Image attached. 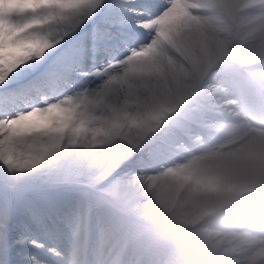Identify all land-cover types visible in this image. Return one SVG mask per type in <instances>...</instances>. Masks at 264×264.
<instances>
[{
    "label": "clouds",
    "instance_id": "1",
    "mask_svg": "<svg viewBox=\"0 0 264 264\" xmlns=\"http://www.w3.org/2000/svg\"><path fill=\"white\" fill-rule=\"evenodd\" d=\"M234 2V11L217 0L211 13L190 12L194 24L179 43L157 33L148 52L133 50L97 70L95 84L53 102L63 115L56 140L41 135L19 158L0 155L11 172L71 161L96 206L132 218L104 227L92 245L75 243L67 264H264V2ZM11 65L0 55V82ZM219 66L232 74L210 75ZM30 114L2 118L0 128ZM174 127L182 135L166 149L119 171Z\"/></svg>",
    "mask_w": 264,
    "mask_h": 264
},
{
    "label": "snow or ice",
    "instance_id": "2",
    "mask_svg": "<svg viewBox=\"0 0 264 264\" xmlns=\"http://www.w3.org/2000/svg\"><path fill=\"white\" fill-rule=\"evenodd\" d=\"M223 2L229 10H235L234 0ZM261 2L264 0H256L257 6ZM216 3L79 0L70 7L66 0H0V55L12 62L10 74L0 82V119L31 113L13 120L10 130L0 128V155L19 158L41 135L56 140L60 132L54 123L58 124L63 115L53 102L95 84L97 70L145 48L157 33L166 42L179 43L180 34L194 24V16L189 13H211ZM190 4L197 7L193 10ZM50 38H56V42L50 45ZM21 53L24 58L18 61ZM219 54L217 48L208 63L212 64ZM225 74H232V69L219 66L210 73L215 78ZM49 104L53 107L48 108ZM112 130L118 131L115 123ZM97 134L107 132L98 128ZM181 135L179 127L160 130L143 143L130 163H142L148 154L166 149ZM32 244L44 246L35 240ZM33 260L41 264L35 257Z\"/></svg>",
    "mask_w": 264,
    "mask_h": 264
},
{
    "label": "rangeland",
    "instance_id": "3",
    "mask_svg": "<svg viewBox=\"0 0 264 264\" xmlns=\"http://www.w3.org/2000/svg\"><path fill=\"white\" fill-rule=\"evenodd\" d=\"M66 165H68L69 169L63 171V167ZM53 168H55L56 170L51 168L42 171V173L39 174V178H46V176L51 175V173L49 172L50 170H54V172H70L68 176L72 178L76 176V169L71 161H67V164L66 161H64ZM29 177L30 176H28V172H11L4 169L3 166H0V180L2 181L0 183L5 186L4 188H2L3 192L0 193V264H8L6 263L7 258H10L9 264H36V262L33 260V257H35L37 261H40L41 264H66L59 262L57 258H53L58 256H64L61 251L54 249L52 244L47 245L39 238L32 236L31 230V233L27 231L28 223L33 227V229L39 232L41 231L43 235L47 236L49 234V231L46 230L45 227H43L44 225H42V223H40L35 217H32V213L26 212L38 210V207L34 206L33 203H35L36 205H41L44 203V201L42 200L40 202H37L34 199L31 200L32 198L22 193L23 190H21L20 188L25 187L24 185L33 182L28 180ZM40 182L42 183L43 181ZM13 184L17 188H14ZM7 188H12L13 190L10 191L11 189L8 190ZM61 193L62 191H60L57 195H60ZM36 194H38L39 196L45 195L44 193H40V191L38 190L34 193V195ZM48 201V199H45V202ZM10 203L12 204V212L11 209H9ZM25 203H27L26 206ZM30 203L32 204V206H34L33 209L31 208ZM18 206H21L23 209V214L21 216H18V214L15 212ZM40 214L42 216V212H40ZM70 217L73 218V216L71 215ZM73 221L75 222V220ZM83 223L84 217L82 216L81 218H79L77 216V221L75 222V225L77 226V231L80 229L81 226L84 225ZM64 225L65 224H63L64 228H69L68 225ZM72 233H76V231H73ZM33 240L43 244L44 246L39 247L37 245H33ZM32 248L40 249L41 252L47 251L48 253L46 254V257L41 258L37 255L38 253L33 252ZM53 250L56 251L54 252ZM50 260H54L55 262Z\"/></svg>",
    "mask_w": 264,
    "mask_h": 264
},
{
    "label": "bare ground",
    "instance_id": "4",
    "mask_svg": "<svg viewBox=\"0 0 264 264\" xmlns=\"http://www.w3.org/2000/svg\"><path fill=\"white\" fill-rule=\"evenodd\" d=\"M126 166H130V162L126 164Z\"/></svg>",
    "mask_w": 264,
    "mask_h": 264
}]
</instances>
